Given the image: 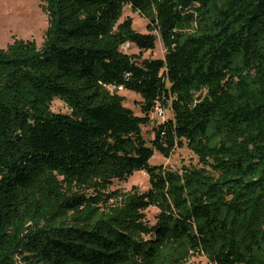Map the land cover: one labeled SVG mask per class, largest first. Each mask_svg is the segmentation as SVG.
I'll list each match as a JSON object with an SVG mask.
<instances>
[{
	"label": "trees",
	"instance_id": "16d2710c",
	"mask_svg": "<svg viewBox=\"0 0 264 264\" xmlns=\"http://www.w3.org/2000/svg\"><path fill=\"white\" fill-rule=\"evenodd\" d=\"M42 1V45L0 49V264H264V0ZM182 146L199 165L150 163Z\"/></svg>",
	"mask_w": 264,
	"mask_h": 264
},
{
	"label": "rangeland",
	"instance_id": "374dc122",
	"mask_svg": "<svg viewBox=\"0 0 264 264\" xmlns=\"http://www.w3.org/2000/svg\"><path fill=\"white\" fill-rule=\"evenodd\" d=\"M131 17L132 27L138 32L147 33L148 20L141 17L138 12L133 11L129 5H125L122 18ZM48 25L47 14L43 8L42 0H0V49H6L15 39L34 40L40 47L45 38V31ZM121 50L128 54H139L141 58H162L164 47L160 37H156L155 47L152 50L140 51L134 44L126 43ZM118 93L123 95V104L137 115H142L140 109V95L123 88L118 89ZM51 109L55 112L65 113L68 108L59 99L51 102ZM165 117H171L169 109H165ZM151 121L143 125L142 133L149 142L153 138L152 126L160 121L156 112L150 114ZM151 164H161L162 166L180 170L182 166L199 165L196 155L186 146L176 147L169 157H164L155 152L150 159ZM112 189L130 191L136 188L145 191L149 188L148 176L144 171H135L127 180H115ZM146 219L150 223L155 222L157 209L149 206L144 211ZM186 264H212L203 255L192 256Z\"/></svg>",
	"mask_w": 264,
	"mask_h": 264
},
{
	"label": "built area",
	"instance_id": "2783aa9c",
	"mask_svg": "<svg viewBox=\"0 0 264 264\" xmlns=\"http://www.w3.org/2000/svg\"><path fill=\"white\" fill-rule=\"evenodd\" d=\"M119 88H122L121 86L118 87ZM154 112H156V114L158 115V117L161 119V120H164L166 117H165V109L162 108L161 106L159 105H156L155 108H154Z\"/></svg>",
	"mask_w": 264,
	"mask_h": 264
}]
</instances>
